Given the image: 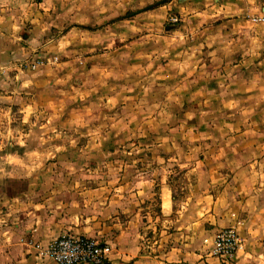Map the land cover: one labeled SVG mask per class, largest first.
<instances>
[{
  "label": "crops",
  "instance_id": "0c3cea01",
  "mask_svg": "<svg viewBox=\"0 0 264 264\" xmlns=\"http://www.w3.org/2000/svg\"><path fill=\"white\" fill-rule=\"evenodd\" d=\"M52 7L0 0V264H55L30 244L62 233L110 244L105 264H264V0H168L157 25L81 40L121 56L21 68L65 45ZM134 47L155 50L148 73ZM164 120L169 136L139 135ZM230 226L242 248L211 256Z\"/></svg>",
  "mask_w": 264,
  "mask_h": 264
},
{
  "label": "rangeland",
  "instance_id": "374dc122",
  "mask_svg": "<svg viewBox=\"0 0 264 264\" xmlns=\"http://www.w3.org/2000/svg\"><path fill=\"white\" fill-rule=\"evenodd\" d=\"M159 0H51V3L54 7L53 10L59 16V24L61 28H54L55 32L51 35L57 39L60 35L65 34V45L55 47V43L52 44L54 47L45 50V55L49 57H57V61L50 65L54 67L58 63L60 64L63 61H69L70 64L66 65L64 72H72L73 65L72 60L78 57H91L95 55L100 58L115 57L121 56L120 50L106 49L103 44L98 43L97 48H87L82 47L80 44H83L81 40L84 39L86 46L89 45L88 37L89 34L95 35L97 38H100L101 41L105 39V33L103 31L106 24H116L122 20H129L130 25L136 24L137 21L149 24H155L153 16H148V11L152 10L148 8L151 4ZM168 1V0H167ZM165 3V2H164ZM159 6V5H158ZM157 6L153 7L156 8ZM171 12H168L165 18V24L162 23L161 30L167 25L172 23L169 18L173 16ZM62 16V17H61ZM59 26V27H60ZM87 28H93L92 30ZM171 28V27H170ZM75 30V33L72 32ZM61 32V33H60ZM155 50H147L145 53L138 51L135 47L128 50L127 57L129 58V68H133L134 63L141 60V63H145V70L153 69L155 66L151 63L153 53ZM38 53V51H37ZM45 56V57H46ZM104 62V61H101ZM132 63V64H131ZM21 68H27V62L25 64L21 63ZM43 67V66H42ZM41 67L36 68L35 70ZM31 70V69H30ZM130 73V78L132 74ZM102 75V74H100ZM151 83V82H146ZM148 99V98H146ZM156 101H160L161 104L167 102L165 98H149ZM103 119V118H101ZM99 119V120H101ZM170 121L164 120L158 123L151 124L150 127H144L143 131H139V135L142 133L146 138L152 136L157 137H166L172 134V129L169 126ZM131 135V134H130ZM137 135V134H134ZM153 145H144V152H151ZM5 146L3 147V151ZM115 150H113L114 152ZM119 154V152H118ZM97 161L99 167H104L103 152L97 153ZM54 263V262H53Z\"/></svg>",
  "mask_w": 264,
  "mask_h": 264
},
{
  "label": "built area",
  "instance_id": "2783aa9c",
  "mask_svg": "<svg viewBox=\"0 0 264 264\" xmlns=\"http://www.w3.org/2000/svg\"><path fill=\"white\" fill-rule=\"evenodd\" d=\"M253 22L264 20L261 16H249ZM172 24L179 21L173 15L169 18ZM46 56V55H45ZM36 56L27 63V68L35 70L38 67L50 65L57 61V57ZM203 243L208 245L209 254L221 260H231L243 246V239L236 226L225 227L217 230L210 238H205ZM31 248L37 256L47 258L55 264H105L112 252L110 244L93 237L70 235L62 233L46 245L32 242Z\"/></svg>",
  "mask_w": 264,
  "mask_h": 264
},
{
  "label": "trees",
  "instance_id": "16d2710c",
  "mask_svg": "<svg viewBox=\"0 0 264 264\" xmlns=\"http://www.w3.org/2000/svg\"><path fill=\"white\" fill-rule=\"evenodd\" d=\"M164 2H167V0H159V1H156L155 3L151 4L150 6H148V8H146V9L153 8L155 6H158L160 4H163Z\"/></svg>",
  "mask_w": 264,
  "mask_h": 264
}]
</instances>
